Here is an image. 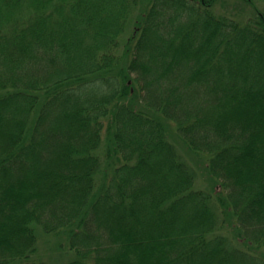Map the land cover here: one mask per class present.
Listing matches in <instances>:
<instances>
[{
  "label": "trees",
  "instance_id": "1",
  "mask_svg": "<svg viewBox=\"0 0 264 264\" xmlns=\"http://www.w3.org/2000/svg\"><path fill=\"white\" fill-rule=\"evenodd\" d=\"M221 1L0 0V264H264V0Z\"/></svg>",
  "mask_w": 264,
  "mask_h": 264
},
{
  "label": "rangeland",
  "instance_id": "2",
  "mask_svg": "<svg viewBox=\"0 0 264 264\" xmlns=\"http://www.w3.org/2000/svg\"><path fill=\"white\" fill-rule=\"evenodd\" d=\"M258 9L261 10V11H264V3H262V4L260 3L259 6H258ZM215 11L218 12V13H220V14H223V15L224 14H227V15L232 16V17L234 15H238L241 19L243 17L242 20L249 19L250 16H253V14L255 13V12L251 11L250 8L246 7L245 5H241V3L235 2L234 0H222L215 7ZM172 142L174 144H182L181 142H176V143L174 141H172ZM189 157H190L191 160H193V157H191V156H189ZM190 159H188V161H190ZM190 163H191V161H190ZM235 234H236L235 231H233V233H232L231 230H228V236H230L231 238H234L235 237ZM239 241H240V243L238 245L243 246V242L240 239H239ZM40 252L42 254H44V256L46 258H48V261L53 256L56 255L53 252H49V250H48V248H47V246L45 244L41 245V251ZM260 253L263 255V258H264V250H262Z\"/></svg>",
  "mask_w": 264,
  "mask_h": 264
}]
</instances>
